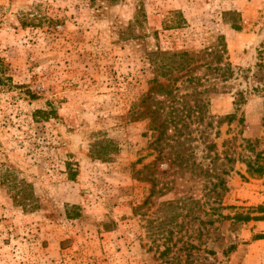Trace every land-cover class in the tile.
<instances>
[{
	"label": "rangeland",
	"instance_id": "obj_1",
	"mask_svg": "<svg viewBox=\"0 0 264 264\" xmlns=\"http://www.w3.org/2000/svg\"><path fill=\"white\" fill-rule=\"evenodd\" d=\"M219 47L152 125L148 54ZM262 65L264 0H0V264H264Z\"/></svg>",
	"mask_w": 264,
	"mask_h": 264
},
{
	"label": "trees",
	"instance_id": "obj_2",
	"mask_svg": "<svg viewBox=\"0 0 264 264\" xmlns=\"http://www.w3.org/2000/svg\"><path fill=\"white\" fill-rule=\"evenodd\" d=\"M223 51L222 48H215L214 50L208 49L205 51H199L197 53H170L168 51H161L156 49L154 52H150L148 54L149 61L153 66V70L161 74V78L167 83H157L155 78L153 79L154 85L148 90L146 96L142 99V104H147L146 112L144 113V117L149 118V121L152 125L161 126L163 125L164 121L168 120L170 122L179 121L180 117L182 118L183 111L175 110L171 107V112L167 114V117L163 122L159 123V117H161V108L159 105H164L166 102L172 103L176 99V93L178 92V88L170 85L171 81L177 82L178 79L184 78L186 84H192V92L185 95V97H178L177 100H180L183 107H186V113H196L200 114L201 109L203 108L204 104L199 99L201 93L200 90L201 84L208 80L209 75L216 74L221 80L226 81L229 79L230 76H233V71L231 68L230 63L227 61L224 62L223 60ZM260 52V50H259ZM200 62V65L194 66ZM215 62V63H214ZM214 63V64H213ZM201 67L204 68L206 74L203 77L197 76L195 73L191 74L197 68ZM257 68L261 67L256 65ZM264 66V65H262ZM182 74L181 77H173L174 74ZM215 78V77H214ZM216 90L215 85L209 88H205L204 91H212ZM157 98L164 99L159 101ZM192 99V100H191ZM193 103L190 106V101ZM154 109H151V108ZM196 110V111H195ZM180 116V117H179ZM186 117V116H185ZM153 130H156L155 128ZM254 162L247 161L245 163L247 168V173L249 175H262L264 173V167L259 163L261 158H264V154L256 153L254 157ZM264 160V159H263ZM230 219L234 221H250V220H258V217H250V215H241L235 214ZM259 239H264V237H259Z\"/></svg>",
	"mask_w": 264,
	"mask_h": 264
}]
</instances>
